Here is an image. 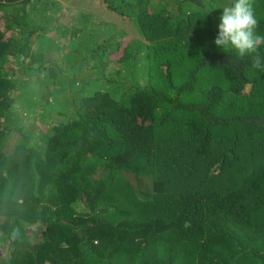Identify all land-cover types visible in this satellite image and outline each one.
Listing matches in <instances>:
<instances>
[{
    "label": "trees",
    "instance_id": "trees-1",
    "mask_svg": "<svg viewBox=\"0 0 264 264\" xmlns=\"http://www.w3.org/2000/svg\"><path fill=\"white\" fill-rule=\"evenodd\" d=\"M99 1L0 0V264H264V71L215 44L231 0Z\"/></svg>",
    "mask_w": 264,
    "mask_h": 264
},
{
    "label": "clouds",
    "instance_id": "clouds-1",
    "mask_svg": "<svg viewBox=\"0 0 264 264\" xmlns=\"http://www.w3.org/2000/svg\"><path fill=\"white\" fill-rule=\"evenodd\" d=\"M222 10L215 44L225 52H234L238 59L250 58L252 68L264 71V55L259 52L264 36L256 33L259 21L252 0H231Z\"/></svg>",
    "mask_w": 264,
    "mask_h": 264
},
{
    "label": "rangeland",
    "instance_id": "rangeland-1",
    "mask_svg": "<svg viewBox=\"0 0 264 264\" xmlns=\"http://www.w3.org/2000/svg\"><path fill=\"white\" fill-rule=\"evenodd\" d=\"M92 1V3H90V5L92 6H94L95 7V11H96V13H97V15L99 16V17H103V16H105V17H107V18H111L112 17V15H110V13H108V10L106 9V7H105V4L104 3H100V1L99 0H95V1H93V0H91ZM89 2V1H88ZM74 6L75 5H77L76 3L75 4H73ZM90 6V7H91ZM112 14V13H111ZM52 55H55V54H52ZM56 56V55H55ZM54 56V57H55ZM14 142V141H13Z\"/></svg>",
    "mask_w": 264,
    "mask_h": 264
}]
</instances>
